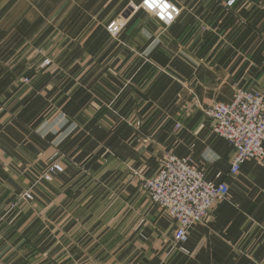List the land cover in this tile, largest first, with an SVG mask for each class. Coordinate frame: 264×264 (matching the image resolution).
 <instances>
[{
    "label": "crops",
    "instance_id": "crops-1",
    "mask_svg": "<svg viewBox=\"0 0 264 264\" xmlns=\"http://www.w3.org/2000/svg\"><path fill=\"white\" fill-rule=\"evenodd\" d=\"M166 1L169 28L143 0H0V264H264V165L231 176L205 114L264 94V0ZM166 153L230 187L178 249L140 185Z\"/></svg>",
    "mask_w": 264,
    "mask_h": 264
},
{
    "label": "built area",
    "instance_id": "built-area-1",
    "mask_svg": "<svg viewBox=\"0 0 264 264\" xmlns=\"http://www.w3.org/2000/svg\"><path fill=\"white\" fill-rule=\"evenodd\" d=\"M151 5V7H149ZM134 10L143 9L165 28L175 23L180 9L166 0H143ZM125 24L116 19L107 25L112 37H118ZM50 64L49 61L45 65ZM43 64V67H46ZM28 82V80H24ZM205 114L213 123V132L226 139L234 151L230 175L237 176L247 161L264 165V94L237 89L230 103H216ZM177 125L176 129H180ZM64 168L52 161L41 179L52 181ZM141 190L150 201L162 209L176 224L174 248L189 240L191 229L205 223L212 209L228 200L230 187L225 182H208L198 166L190 159L166 153L159 173L150 179L142 178ZM31 200L30 194L25 195Z\"/></svg>",
    "mask_w": 264,
    "mask_h": 264
},
{
    "label": "rangeland",
    "instance_id": "rangeland-1",
    "mask_svg": "<svg viewBox=\"0 0 264 264\" xmlns=\"http://www.w3.org/2000/svg\"><path fill=\"white\" fill-rule=\"evenodd\" d=\"M37 53L38 54H41V55H43V56H45V53H44V51L43 50H41V49H39V51H37ZM46 61H49L50 62V60L49 59H47L46 58V56L44 57V60H43V63L40 65V67H42L43 66V64L45 65V62ZM51 63V62H50ZM50 64H48V65H45V66H49ZM42 68H44V67H42ZM24 81V80H23ZM46 171V170H45ZM45 171H43L42 173H41V175H40V180L41 181H45V180H43V179H41L42 178V176L44 175V173H45ZM146 179H149V178H146ZM54 180V179H53ZM141 181V180H140ZM47 182H50V181H47ZM32 191H31V189L29 190V191H27L26 193H24L22 196H21V200H24V201H27V200H29V199H26L25 198V195L26 194H30V195H32V197H33V194L31 193ZM33 199H34V197L31 199V200H29V201H33ZM17 206V204H15V205H13L12 207H11V210L10 211H12V210H14V208Z\"/></svg>",
    "mask_w": 264,
    "mask_h": 264
},
{
    "label": "snow or ice",
    "instance_id": "snow-or-ice-1",
    "mask_svg": "<svg viewBox=\"0 0 264 264\" xmlns=\"http://www.w3.org/2000/svg\"><path fill=\"white\" fill-rule=\"evenodd\" d=\"M149 7H151V5H149Z\"/></svg>",
    "mask_w": 264,
    "mask_h": 264
}]
</instances>
